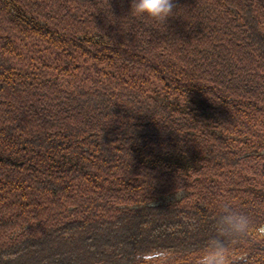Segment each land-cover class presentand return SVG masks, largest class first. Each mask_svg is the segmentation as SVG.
<instances>
[{"label": "trees", "instance_id": "trees-1", "mask_svg": "<svg viewBox=\"0 0 264 264\" xmlns=\"http://www.w3.org/2000/svg\"><path fill=\"white\" fill-rule=\"evenodd\" d=\"M174 3L0 0V264L192 253L225 205L264 264V0Z\"/></svg>", "mask_w": 264, "mask_h": 264}, {"label": "clouds", "instance_id": "clouds-1", "mask_svg": "<svg viewBox=\"0 0 264 264\" xmlns=\"http://www.w3.org/2000/svg\"><path fill=\"white\" fill-rule=\"evenodd\" d=\"M176 7L174 0H131L130 12L164 25ZM252 230L248 215L225 205L215 223L214 235L199 250L177 255L170 248L156 247L137 252L133 260L135 264H239L245 260L251 264L245 245L251 240Z\"/></svg>", "mask_w": 264, "mask_h": 264}, {"label": "rangeland", "instance_id": "rangeland-1", "mask_svg": "<svg viewBox=\"0 0 264 264\" xmlns=\"http://www.w3.org/2000/svg\"><path fill=\"white\" fill-rule=\"evenodd\" d=\"M163 101L166 102L165 100H163ZM170 104L178 105V104H176V102H173V101ZM199 107H200L202 113H207V111L205 110L204 104H200ZM183 194H184V192H176V193L168 195V196H162V197L156 199V201H154L153 204L171 202V201L179 199Z\"/></svg>", "mask_w": 264, "mask_h": 264}]
</instances>
